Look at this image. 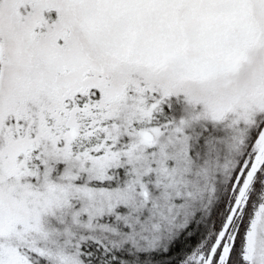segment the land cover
Returning a JSON list of instances; mask_svg holds the SVG:
<instances>
[{
    "label": "snow or ice",
    "instance_id": "obj_1",
    "mask_svg": "<svg viewBox=\"0 0 264 264\" xmlns=\"http://www.w3.org/2000/svg\"><path fill=\"white\" fill-rule=\"evenodd\" d=\"M0 264H264V0H0Z\"/></svg>",
    "mask_w": 264,
    "mask_h": 264
}]
</instances>
